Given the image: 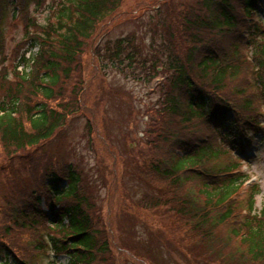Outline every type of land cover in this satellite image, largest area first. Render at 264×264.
I'll return each instance as SVG.
<instances>
[{"label": "trees", "instance_id": "obj_1", "mask_svg": "<svg viewBox=\"0 0 264 264\" xmlns=\"http://www.w3.org/2000/svg\"><path fill=\"white\" fill-rule=\"evenodd\" d=\"M56 2L59 4L50 7L51 19L47 24L34 25L38 33L33 44L38 45V53L31 59L25 56L21 59L26 70L30 62H36L40 69L32 74L18 71L14 78L5 70L0 71V143L4 149L21 158L42 150L64 126L66 115L79 107L63 98L62 84L77 70L86 44L107 32L106 28L116 30L123 25L146 22L149 29L140 35L133 31L131 35L111 37L109 33L112 40H105L98 49L100 63L104 70L115 68L133 75L138 82H152L161 76L165 113L174 121L170 124V134L188 129V134L194 135L197 142L203 137L200 130L206 127L203 121L214 124L216 131L222 132L221 141L226 149H215L208 144L200 150L194 148L192 156H176V159L173 156L175 160L171 164L169 161L163 166L153 164V169L180 189L193 179L206 178L203 185H193L194 190L190 188L191 191L182 193L191 205V214L184 212L187 215L183 220L190 223L192 220L185 216H191L198 224L196 232L200 234L190 233L198 234L193 243L199 245L200 251H207V255L211 254L208 257L216 261L226 251L230 252L235 241L237 250L229 254H235L236 258L225 255L227 260L264 264V201L257 209L254 200L259 193L257 187L252 191L243 223L219 236L222 228L235 221V206L229 204L240 189V178L222 181L219 177L221 172L235 169L237 164L231 160L224 165L219 160L229 155L228 143L234 145L240 134L237 119L219 111L225 102L217 97V94L238 95L237 100H228L244 113L245 123H259L256 119L262 115V107L251 90H258L264 102V24L260 13L264 0H156L144 7L140 19L134 15L136 10L120 12L124 0ZM44 3L45 0L37 1L36 8ZM246 34H250L248 42L244 40ZM250 49L251 57L245 56ZM236 85L242 88L234 90ZM25 93L27 97L22 100ZM38 97L47 102L34 106ZM211 135L216 141L214 133ZM210 161L212 164L208 167ZM57 169L53 167L49 171L48 183L41 185L40 193L31 200H25L21 209L27 214L30 211L33 218L46 221L50 232L57 233H41L42 244L37 251L43 248V254L53 255L55 262L48 264H63L61 256L67 258L65 264H113L108 255L110 243L106 228L101 218L93 214L89 198L82 193L80 173L69 167L58 175ZM43 200L47 210L42 208ZM20 208L18 204L12 209L13 217L21 213ZM202 240L206 242L202 246L204 250ZM13 254V250L0 244V264H16V261L35 264L32 259Z\"/></svg>", "mask_w": 264, "mask_h": 264}, {"label": "rangeland", "instance_id": "obj_2", "mask_svg": "<svg viewBox=\"0 0 264 264\" xmlns=\"http://www.w3.org/2000/svg\"><path fill=\"white\" fill-rule=\"evenodd\" d=\"M7 1L0 0V34L5 41L0 71L3 69L14 77L18 72L16 64L28 48L30 36L38 33L34 25L45 26L51 19L50 7L59 2L45 0L44 6L38 9L30 6L13 16L12 11L4 13L2 5ZM154 1L124 0L120 12L136 10L134 15H139ZM17 2L24 4V0ZM139 24L141 26L133 23L120 26L111 37L131 35L133 31L141 34L149 29L146 22ZM95 46L94 40L86 44L77 70L70 80L68 78L62 84L63 98L79 107L66 115V124L58 134L42 150L27 156L24 154L22 158L5 150L0 143V244L6 245L22 259H32L35 264H47L52 259L49 253L43 254V248L38 252L37 247L42 241L41 233H57H50L46 221L33 218L34 214L21 209L25 200H31L32 196L40 193L39 187L47 184V175L53 167L61 170L65 168L61 166L71 164L83 177V193L92 203L93 214L103 219L110 243L108 255L113 264H241L225 258L237 250L235 241L230 252L226 251L225 255L212 261L213 258L208 257L211 254L200 251L199 245L193 243L194 237L200 234L196 232V221L191 216H185L192 220L190 223L183 220L187 215L184 212L191 214V205L182 193L191 191L190 188L194 190L193 185H203L206 178L193 179L181 185L183 188L180 189L153 169L155 163L176 159L177 150H182L179 137L183 134L182 140L194 137L188 134V129L169 133L170 124L174 121L165 113L166 100L162 87L156 86L157 79L140 83L134 80L133 75L115 68L100 72L101 67L93 53ZM211 133L212 129L207 127L200 130L202 136ZM208 138L215 149L223 148L219 139ZM259 149L258 158L252 156L255 159L246 164L250 166L249 176L259 179L256 190L259 193L254 196L257 209L264 201V143L259 148L255 144L250 148ZM28 158L32 159L29 161ZM231 160H234L233 155L221 157L219 162L225 165ZM211 164L210 161L208 167ZM237 170L247 173L246 167L239 166ZM251 182L242 183L233 204L235 221L222 228L220 237L243 223L244 211H249L248 203L254 191L250 187ZM18 204H21V213L13 217L11 211ZM200 242L201 248L206 245L205 240ZM234 256L233 259L236 258ZM65 258L60 260L63 264L66 263Z\"/></svg>", "mask_w": 264, "mask_h": 264}]
</instances>
